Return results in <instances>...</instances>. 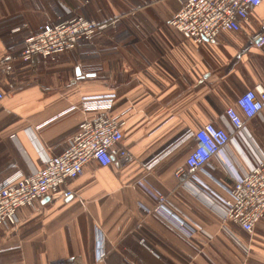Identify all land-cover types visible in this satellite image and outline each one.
<instances>
[{
	"label": "crops",
	"instance_id": "0c3cea01",
	"mask_svg": "<svg viewBox=\"0 0 264 264\" xmlns=\"http://www.w3.org/2000/svg\"><path fill=\"white\" fill-rule=\"evenodd\" d=\"M61 5L116 26L56 61L17 59L7 73L0 65V184L44 168L101 114L82 110L84 98L112 97L134 161H91L59 192L19 209L14 228L0 227V264H264V218L252 234L221 218L234 185L228 167L246 173L264 156V109L243 117V132L195 178L176 177L197 144L181 139L207 123L228 128L226 110L240 112L243 93L264 89V48L256 47L264 0L239 31L202 43L169 26L180 0H2L0 61L18 57L30 31L56 21ZM159 196L183 229L146 213Z\"/></svg>",
	"mask_w": 264,
	"mask_h": 264
},
{
	"label": "built area",
	"instance_id": "2783aa9c",
	"mask_svg": "<svg viewBox=\"0 0 264 264\" xmlns=\"http://www.w3.org/2000/svg\"><path fill=\"white\" fill-rule=\"evenodd\" d=\"M180 4L181 8L169 21V26L186 39L202 43L215 42L224 31H239L262 0H180ZM115 26L116 22L99 24L78 15L69 19L58 17L54 22L43 24L37 31H30L20 55L14 57L9 54L0 61L2 72L12 71L13 62L17 59L25 63L35 58L56 61L61 55L74 51L80 42L91 43L95 35ZM256 47L264 48V35L259 38ZM2 97L0 90V99ZM236 106L240 112L234 107L226 110L228 128L207 123L196 133L181 139L179 144L192 136L197 141L188 154L185 167L176 172L181 182L204 171L213 158L221 155L231 139L243 132V117L252 119L261 113L264 109V89L257 86L243 93ZM112 107V97L84 98L82 110L101 114L85 120L62 153L48 158L44 168L30 175L19 172L0 184V227L14 228L18 223L19 209L30 207L59 192L69 180L78 178L91 161H96L101 167L109 166L113 161L124 167L134 161V157L122 146L124 121L111 115ZM156 162L152 161L146 167L151 169ZM228 170L234 185L227 189L228 198L221 199L222 221L252 234L264 218V156L246 173L238 174L229 167ZM72 195L71 191L66 192V197ZM156 199V206L144 209L146 213L163 215L183 229V221L168 207L167 198L159 196ZM104 256V252L100 251L99 258Z\"/></svg>",
	"mask_w": 264,
	"mask_h": 264
},
{
	"label": "rangeland",
	"instance_id": "374dc122",
	"mask_svg": "<svg viewBox=\"0 0 264 264\" xmlns=\"http://www.w3.org/2000/svg\"><path fill=\"white\" fill-rule=\"evenodd\" d=\"M70 16V17H69ZM69 19L72 17V14L69 12V8L66 5L59 6V12L57 14V18ZM52 19H46V22H50Z\"/></svg>",
	"mask_w": 264,
	"mask_h": 264
}]
</instances>
